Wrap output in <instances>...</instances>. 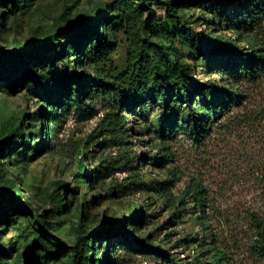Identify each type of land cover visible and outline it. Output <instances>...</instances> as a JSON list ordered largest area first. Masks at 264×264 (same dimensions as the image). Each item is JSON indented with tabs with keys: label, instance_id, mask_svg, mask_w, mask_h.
<instances>
[{
	"label": "rangeland",
	"instance_id": "1",
	"mask_svg": "<svg viewBox=\"0 0 264 264\" xmlns=\"http://www.w3.org/2000/svg\"><path fill=\"white\" fill-rule=\"evenodd\" d=\"M136 1L14 0L12 9L0 0L3 50L11 49L15 42L38 40L58 20L74 21L75 31L89 21L92 34L88 39L94 43L93 16L99 18L98 33L115 45L111 62L102 61L98 66L85 49L88 42L77 39V44H72L76 35L71 29L64 30L48 50L50 59L61 53L64 61L33 67L36 76L41 74L47 81L46 89L33 85L35 76L17 79L13 88L0 79V188L19 187L28 201L13 209L6 207L5 199L6 206L0 208V264H66L69 248L58 258L37 248V256L30 261L28 246L37 236L69 246L80 220L85 230L112 232L93 241L99 246L103 264H184L195 256L209 259L215 248L224 251L233 264H264L252 248L257 219L264 217V75L234 83L222 71L221 58L215 53L194 60L190 48L175 35L176 19L163 18L167 34L155 29V16L165 11L153 0H149L152 15L148 22L143 19L140 26L134 25L127 3L134 6ZM176 12L200 33L221 36L242 50H248L255 40L264 45V20L261 30L243 32L244 40L238 41L229 20L231 12L221 16L212 11L211 4L195 3L179 6ZM104 16L114 17L107 21ZM136 30L146 41L176 55L198 80L213 81L225 89L240 88L242 97L213 118L204 136L195 139L182 125L183 102L175 99L164 115L158 92L149 86L128 103L108 87L103 92L86 93L87 107L65 101L54 110L46 103L48 96H57L50 78L61 73L67 62L77 74H99L106 81L117 82L132 62ZM168 89L174 99L172 86ZM188 94L195 113L213 96L196 84L189 86ZM23 113L27 114L24 125L7 136L16 116ZM80 147L81 166L77 159ZM127 158L132 165L126 163ZM155 179L167 180L164 190L156 188ZM199 188L205 194L207 231H202L187 197L188 191ZM136 203L142 218L135 226L124 227L122 221ZM184 204L188 205L182 210ZM148 236L150 244L160 242L162 255L131 251L124 245L131 238ZM209 246L211 249L205 250Z\"/></svg>",
	"mask_w": 264,
	"mask_h": 264
},
{
	"label": "trees",
	"instance_id": "2",
	"mask_svg": "<svg viewBox=\"0 0 264 264\" xmlns=\"http://www.w3.org/2000/svg\"><path fill=\"white\" fill-rule=\"evenodd\" d=\"M2 5H9L14 8V0H1ZM159 8L165 11L164 15H158L154 18L155 29L159 33L167 34L164 30L162 23L163 18L172 17L177 21V28L175 35L179 37L189 48L190 54L194 60L197 61L199 57L206 56L208 53H215L220 59V67L222 71L229 77L234 79V83H238L240 80H254L264 75V45L257 42H251L248 50H242L240 46H237L233 41L224 40L221 36H208L195 30L193 27L187 24L186 19H183L176 9L179 6L185 4H211L212 11L216 13L219 11V15L225 16L234 6L237 5L229 20L235 27V32L239 35L238 41L244 40L242 36L243 32H253L262 29L264 20V0H153ZM130 8V13L134 18V25L140 26L142 20L148 22L151 14V4L149 0H137L133 6L130 2L127 3ZM114 16H104V20L110 21ZM110 18V19H108ZM94 24V43L88 39L91 36V23L81 26L78 31L73 26L76 24L74 21L58 20L52 29L43 35L38 40L27 39L23 42H15V44L9 50H3L0 48V79L7 81L9 87H14V82L17 79H24L28 76H35L33 85H38L43 89L47 87V81L44 80L42 75L39 76L33 71V67L36 64L64 61L61 53L57 54L54 59H50L48 56V50L54 47V42L57 41L58 35L64 31L69 30L76 35V39L72 44H77V39L86 40L88 42L87 53L92 56V59L96 61L98 66H102V61L111 62V53L115 49L113 43H108L105 40L104 35L98 33V21L97 16L90 18ZM135 38L132 39L133 43V59L128 65L127 69L120 73L117 77V82L114 80L106 81L104 76L85 75L75 73L73 69L69 67V63H65V68L61 73L55 74L50 80L55 84V91L57 96H48L46 103L49 107L56 110V108L62 106L65 101H73L78 107H87L84 100L86 93L92 94L95 91L103 92L107 87L114 89L121 101L128 103L131 99L144 94L146 86L155 89L158 92V102L163 107L162 111L166 115V108L175 104L177 100L180 103H184L185 107L180 112V121L182 125L187 127L192 137L198 139V136H204V133L209 129L213 118H216L218 114L225 113L231 106L236 104L239 98L242 97V92L234 90L233 88L225 89L220 88L213 81L202 82L195 78L193 72L189 70L188 66L181 64L177 59V56L168 51L166 47L157 43H151L142 38L140 31L136 30ZM72 34V33H71ZM87 38V39H86ZM81 45L78 48L81 49ZM246 49V48H245ZM84 52V54H87ZM220 69V68H219ZM13 82V83H12ZM191 84H196L201 89L209 90L213 95L210 102L201 108V111L195 113L190 104V96L188 89ZM172 86V91L175 92V98L172 99L171 92L168 89ZM239 91V92H238ZM55 97V98H54ZM176 99V100H175ZM172 106V107H173ZM27 116L26 113L17 115V121L7 131V136H13L17 130H20L24 125L23 118ZM52 122L55 120V116H51ZM169 126V125H167ZM168 129V127H167ZM56 127H53L51 132L55 134ZM166 130V126L163 127L161 132ZM23 141V136L20 137ZM1 144V143H0ZM83 153L82 148L77 149L78 164L82 165ZM170 152L166 154L169 155ZM166 159V158H164ZM126 163L132 165L131 158L126 159ZM81 174V172H80ZM156 188L165 189L163 184L167 183V180L153 181ZM187 197L191 198V209L196 215L199 224L202 227V231L209 229L208 217L205 215L204 207L205 194L202 192V188L197 190H190L187 193ZM7 199V206L4 205V201ZM180 203L182 200L179 201ZM28 204L26 195L23 191L17 187L11 189L9 186H3L0 188V208L2 206L19 209ZM188 204H184L182 210L187 207ZM139 206V207H138ZM141 208L140 204L136 203L133 208H130L128 216L124 217L122 223L123 226L133 225L135 226L141 220ZM179 218V216H178ZM177 219V216L175 217ZM257 238L254 240L252 248H254L257 256L261 257L264 261V217L257 219ZM126 231V229H125ZM115 231H113L114 233ZM206 233V232H204ZM112 232L109 230L102 231L100 229L85 230L83 223L80 220L75 229V240L73 244L66 245L64 242L55 243L48 236L34 237L28 246V259L31 261L37 256V248H45L46 254L53 258H58L64 254V250L69 248L71 255L66 264H103L99 257L98 244L94 246L95 240L101 239L102 236L109 237ZM203 236V234H202ZM42 237V238H41ZM126 236H123V241ZM119 240V239H118ZM121 241V240H120ZM123 241H121L123 243ZM202 242V238L200 239ZM50 243L51 245L49 246ZM125 247L131 251L147 252L152 254L162 255L163 249L160 242H156L155 245L149 243V236L145 238L134 237L124 242ZM207 249H211L209 246ZM171 264H175L174 261ZM184 264H233L229 256L219 248H215L209 259L195 256L193 259L185 260Z\"/></svg>",
	"mask_w": 264,
	"mask_h": 264
}]
</instances>
